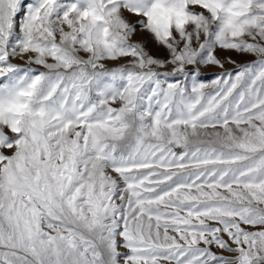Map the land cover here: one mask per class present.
I'll return each instance as SVG.
<instances>
[{
	"label": "snow or ice",
	"instance_id": "1",
	"mask_svg": "<svg viewBox=\"0 0 264 264\" xmlns=\"http://www.w3.org/2000/svg\"><path fill=\"white\" fill-rule=\"evenodd\" d=\"M0 264H264V0H0Z\"/></svg>",
	"mask_w": 264,
	"mask_h": 264
},
{
	"label": "rangeland",
	"instance_id": "2",
	"mask_svg": "<svg viewBox=\"0 0 264 264\" xmlns=\"http://www.w3.org/2000/svg\"><path fill=\"white\" fill-rule=\"evenodd\" d=\"M239 59V58H238ZM245 59H249V60H251V59H253V57H246Z\"/></svg>",
	"mask_w": 264,
	"mask_h": 264
}]
</instances>
